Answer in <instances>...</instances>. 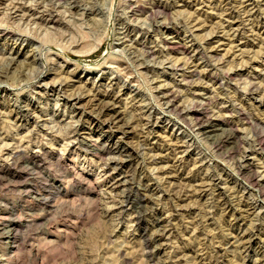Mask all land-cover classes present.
Returning a JSON list of instances; mask_svg holds the SVG:
<instances>
[{
    "label": "rangeland",
    "instance_id": "1",
    "mask_svg": "<svg viewBox=\"0 0 264 264\" xmlns=\"http://www.w3.org/2000/svg\"><path fill=\"white\" fill-rule=\"evenodd\" d=\"M259 138L264 0H0V208L29 182L46 212L0 216V264H264V187L238 170L263 182ZM38 145L54 164L13 180ZM46 174L88 190L43 202Z\"/></svg>",
    "mask_w": 264,
    "mask_h": 264
},
{
    "label": "bare ground",
    "instance_id": "2",
    "mask_svg": "<svg viewBox=\"0 0 264 264\" xmlns=\"http://www.w3.org/2000/svg\"><path fill=\"white\" fill-rule=\"evenodd\" d=\"M53 40V39H52ZM21 63V62H20ZM3 71V70H2ZM172 96V95H171ZM170 96V97H171ZM169 97V99H170ZM175 96L173 95L172 98H174ZM172 100V99H171ZM170 100V101H171ZM259 101V100H258ZM104 102V101H103ZM103 106V105H102ZM103 108V107H102ZM105 108V107H104ZM103 108V109H104ZM109 108V107H108ZM107 108V109H108ZM102 111V110H101ZM104 111V110H103ZM194 118L196 120V125H198V127L202 128V129H205V130H214L215 128L217 129V127L220 125V123H218V119H215L213 117H205L204 115L200 114V111L198 110H194ZM225 122V121H224ZM221 126V125H220ZM102 127V126H101ZM220 128V127H219ZM219 130V129H218ZM221 130V129H220ZM225 131V130H224ZM217 134V133H216ZM225 134V133H224ZM229 134V133H227ZM231 135V134H230ZM222 136V135H221ZM231 138V137H230ZM259 140V145L261 147L264 148V141L261 140L260 138L258 139ZM21 142V141H20ZM228 142V141H226ZM71 143V142H70ZM10 143L6 142V146L9 145ZM81 145L86 148L87 151H90L94 154H97L101 159H103V157L105 156V153H110L111 152V148H108V147H104V144L103 146H101L100 144H97L95 142H85V141H82L81 142ZM8 147V146H7ZM39 147V151L37 152H32V153H27V152H23V151H16V153H11L9 155V158L11 156V160L13 161L12 164H20L19 166H26V168H24V170L22 169L21 172L19 173H15L12 178L13 180L18 178L20 179L21 177L23 176H28L27 175V172L29 169L31 170H44V169H48V163H46L45 160H49L50 159V163L53 165L54 164V160H55V154L47 149H44L43 146H40L38 145ZM67 148V147H66ZM19 149V148H18ZM65 151V150H64ZM58 155V154H57ZM127 156V155H126ZM118 157V156H117ZM61 160H63L62 158H60V161L57 163L60 167V169H66L65 166L62 167L61 166ZM112 161L115 160V158L112 157L111 159ZM126 160V159H125ZM117 161V160H115ZM121 161V160H118V162ZM123 161V160H122ZM121 161V162H122ZM121 164V163H120ZM239 164V163H238ZM11 165L7 164L6 166H2L0 165V173H2V171L5 170V172L7 171V173L11 174L13 173L11 168H10ZM31 166V167H30ZM56 166V164H55ZM254 166V165H253ZM48 167V168H47ZM51 167V166H50ZM120 167V166H119ZM54 169V168H53ZM118 169V168H116ZM254 168L251 166V163L250 164H246V165H242L240 163L239 167H238V170H239V173H241L243 176H249L250 177V180L253 182L254 185H258L260 187H264V180L263 182H256L254 180V174H255V170H253ZM18 170V169H17ZM67 170V169H66ZM45 171V170H44ZM47 171V170H46ZM50 171V169H49ZM56 171V170H55ZM72 171V170H71ZM18 172V171H17ZM53 172V171H52ZM49 173V172H48ZM55 173V172H53ZM69 176L66 172V175L65 177ZM80 176L79 178H76L75 180H79V181H83L85 178H87L85 175L81 174L80 173ZM42 177V176H41ZM46 182H47V185L45 187V189L41 190V191H38V192H35L33 193L38 195V198H40L41 200H43V202L45 201H50L52 196L53 195L54 197H74L75 195H78L79 194V191H83V192H87L86 190H88L87 188H84L81 187L80 190L78 191H68L66 190L64 192V188H63V180L61 179V177H57L55 175H50V174H46ZM39 178V177H38ZM28 179V178H27ZM42 179V178H41ZM74 179V178H73ZM88 179V178H87ZM256 179V178H255ZM9 181V180H7ZM20 181V180H19ZM24 181V180H23ZM33 181V180H32ZM125 180H123V183H126L124 182ZM45 182V181H44ZM71 182V181H70ZM129 183V182H128ZM38 184V183H37ZM42 184V183H41ZM75 184V183H74ZM87 184V183H86ZM121 184V183H120ZM8 186V185H7ZM38 186V185H37ZM125 186V185H124ZM9 187V186H8ZM17 187V185H16ZM15 187V188H16ZM33 185L29 182H22V183H19L18 185V189H19V199L18 201L20 200V202H17L15 204H12V206L8 207L6 205V207L4 209H1L0 208V216H9L10 215H17L21 218V224L23 226H25L26 224L30 223L32 220H35L36 218H39V217H42L44 216V210L42 209L41 211H43V213H39L38 211H36L35 209L33 208H28L26 207L24 204L28 201V198L29 196L31 195V189H32ZM35 188V187H34ZM33 188V189H34ZM12 189V188H11ZM40 189V188H39ZM71 190V189H70ZM130 190V189H128ZM90 192V191H89ZM127 193V192H126ZM139 193V192H138ZM140 194V193H139ZM15 195V194H14ZM132 196L133 194L131 192H128L126 194V196H124L125 198V201L128 202V203H131L133 202L132 201ZM141 196V195H140ZM136 198V197H135ZM9 199V198H8ZM65 199V198H64ZM146 199V198H145ZM34 200V198H33ZM73 200V199H72ZM37 202V200H35ZM91 201V200H90ZM124 201V200H123ZM136 204L138 206V211H137V215H136V222L137 224H140V220H141V217H142V213L145 211V209H147L146 207V204H145V201L142 200V198H138L136 200ZM0 202H5L4 199H0ZM14 202V201H13ZM22 202V203H21ZM42 202V201H41ZM55 202V201H54ZM57 203V202H56ZM66 203V202H65ZM135 203V202H133ZM6 204V203H5ZM37 204V203H36ZM135 204V205H136ZM30 207V206H29ZM136 207V206H135ZM50 211V210H49ZM98 212V211H97ZM45 217V216H44ZM46 220V219H44ZM20 223V222H19ZM13 228V227H12ZM11 228V229H12ZM55 231V230H54ZM146 231V230H144ZM53 232V231H52ZM8 233V236L7 238L10 240L9 241V244H10V250L12 252H15L16 251V240H17V235L13 234V233H10V230L7 232ZM12 234L14 236H12ZM70 237V236H69ZM46 239V238H45ZM146 239V238H145ZM44 240V239H43ZM52 242V241H51ZM148 243H150L151 241H147ZM50 243V242H49ZM52 243H55V242H52ZM56 246V245H55ZM57 247V246H56ZM35 250V249H34ZM32 251V249H31ZM36 251V250H35ZM39 251V250H38ZM34 252V251H33ZM40 253H41V250H40ZM37 254V253H36ZM36 256V255H35ZM44 256V255H43ZM42 256V257H43ZM48 259V258H46ZM50 259V258H49ZM45 260V259H44ZM42 260V261H44ZM53 260V259H52ZM41 261V262H42ZM42 264V263H41Z\"/></svg>",
    "mask_w": 264,
    "mask_h": 264
}]
</instances>
